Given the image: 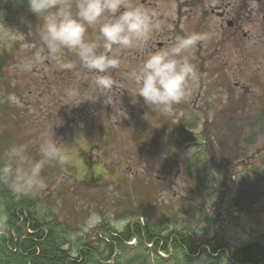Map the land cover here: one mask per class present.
<instances>
[{
	"label": "rangeland",
	"instance_id": "obj_1",
	"mask_svg": "<svg viewBox=\"0 0 264 264\" xmlns=\"http://www.w3.org/2000/svg\"><path fill=\"white\" fill-rule=\"evenodd\" d=\"M133 2L149 9L147 1ZM245 6L250 13L242 16L241 31L221 28L213 17H205L202 28V17L187 18L184 35L206 33L210 39L192 52L198 81L191 94L174 106L173 115H163L135 95L128 72L156 39L178 37L177 32L172 36L174 23L169 33L155 31L143 51L115 53L121 66L107 73L114 87L98 90L96 74L68 51L46 57L32 71L10 70L29 54L25 44L37 51L43 47L42 21L29 11L27 0H0V164L7 148L20 143L39 158L37 143L54 124L53 137L65 144L68 163L46 166V187L22 198L37 201V218L57 226L63 248L73 254L82 242L98 245L97 237L137 221L200 243L191 264H236L221 252L249 246L264 253V46L258 44L264 19L254 2ZM179 7L181 13L195 10L191 1L166 2L162 14L168 21L177 19ZM16 33L23 39L9 46ZM86 38L98 39V26L89 27ZM66 61L76 67L64 68ZM76 87L78 100L65 104ZM9 93L20 98L19 106L6 101ZM0 188L14 196L7 183ZM10 196L3 199L13 200ZM215 243L227 249L216 254Z\"/></svg>",
	"mask_w": 264,
	"mask_h": 264
},
{
	"label": "clouds",
	"instance_id": "obj_2",
	"mask_svg": "<svg viewBox=\"0 0 264 264\" xmlns=\"http://www.w3.org/2000/svg\"><path fill=\"white\" fill-rule=\"evenodd\" d=\"M27 4L29 11L42 21L43 47L37 51L35 45L25 44L29 54L19 63H12L10 70L32 71L46 57H62L68 51L78 59L81 67L96 74L94 83L98 90L114 87L107 73L121 66L115 53L143 51L151 35L162 27L156 13L133 0H27ZM94 26H98V39L89 40L87 29ZM22 39V33L12 34L9 46ZM208 39L210 36L206 33L193 32L176 37L168 47L149 52L128 72L135 95L142 97L144 104L154 111L173 115L174 106L186 101L198 81L192 52ZM63 67L73 69L76 64L66 61ZM80 94L78 87L70 89L65 104L78 100ZM6 101L16 106L21 104L15 93H9ZM53 125L37 143L39 158H33L29 145L24 143L7 148L0 164V182L7 183L15 197L43 190L46 184L42 173L46 166L68 163L65 144L53 137ZM7 221V212L0 207V230L6 229Z\"/></svg>",
	"mask_w": 264,
	"mask_h": 264
},
{
	"label": "trees",
	"instance_id": "obj_3",
	"mask_svg": "<svg viewBox=\"0 0 264 264\" xmlns=\"http://www.w3.org/2000/svg\"><path fill=\"white\" fill-rule=\"evenodd\" d=\"M4 195L10 196L6 189L0 188V207L8 216L6 229L0 230V264H191V258L199 253L200 243L186 235L164 233L162 229L153 231L136 221L122 231L109 232L105 238L97 237L98 245L82 242L72 254L63 248L57 226L37 218L36 200L10 196L13 200L6 201ZM134 214L139 216L138 212ZM131 241L136 244L131 246ZM215 244L211 247L216 254L222 247L227 249L225 244ZM129 248L145 251L129 252ZM127 251L128 256L119 257ZM221 255H229L236 264H260L264 259L263 252H253L250 247Z\"/></svg>",
	"mask_w": 264,
	"mask_h": 264
},
{
	"label": "flooded vegetation",
	"instance_id": "obj_4",
	"mask_svg": "<svg viewBox=\"0 0 264 264\" xmlns=\"http://www.w3.org/2000/svg\"><path fill=\"white\" fill-rule=\"evenodd\" d=\"M138 1V0H136ZM147 1L148 3V10L151 12H154L157 14V17L162 25L160 30V34L163 33V31H167L169 33L170 29L168 28L171 23H174L175 27H173V35L176 37V33H178V36H183L186 33V23L187 18L191 17V14L195 16L202 17L203 19L198 23L199 27L202 26V22L204 21L205 17H213L217 20H220V27L222 28L223 24L227 27V29L236 28L238 31H241L243 28V25L245 22L242 21V16H244L246 13H250V11L246 10L245 1H252L257 5V12L256 14H259L261 17V20L263 22L264 19V7L261 8V5H264V0H165V2H157L150 0H142ZM186 1H191L195 4V10L190 11H183L181 13V7L177 9V19H171V21H168V17L163 15L161 7L166 5V2H176V4L183 3ZM243 10L244 13L239 12L240 10ZM264 23H260V28ZM202 28V27H201ZM243 36L247 38L246 34L243 33ZM170 38H172L170 36ZM261 41L258 42V44H263L264 46V34H262L260 37H258ZM175 40V39H174ZM173 39L169 40V38L165 42H160L159 39H156L153 42V49H151V52L158 51L161 48H165L170 46L173 42ZM246 44V43H245ZM247 47H250L249 45H246ZM264 81V79H263ZM180 106V105H179ZM249 248V247H248Z\"/></svg>",
	"mask_w": 264,
	"mask_h": 264
}]
</instances>
